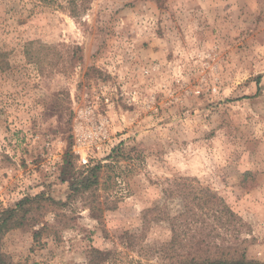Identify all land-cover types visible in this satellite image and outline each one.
I'll list each match as a JSON object with an SVG mask.
<instances>
[{
    "label": "rangeland",
    "instance_id": "374dc122",
    "mask_svg": "<svg viewBox=\"0 0 264 264\" xmlns=\"http://www.w3.org/2000/svg\"><path fill=\"white\" fill-rule=\"evenodd\" d=\"M75 1L0 0V216L66 201L69 150L79 168L120 143L127 157L96 192L5 232L10 264L166 262L156 218L183 200L167 179L223 198L264 262V0Z\"/></svg>",
    "mask_w": 264,
    "mask_h": 264
},
{
    "label": "trees",
    "instance_id": "16d2710c",
    "mask_svg": "<svg viewBox=\"0 0 264 264\" xmlns=\"http://www.w3.org/2000/svg\"><path fill=\"white\" fill-rule=\"evenodd\" d=\"M76 2L78 3V0ZM127 149L124 143H120L105 158L108 162L98 160L80 168L75 166L69 150L65 155L62 170L63 180L70 181V193L66 201L74 200L78 195L96 192L105 174L113 172L119 160L127 157ZM166 181L169 184L163 192L169 197L179 195L183 198L182 207L177 214L168 213L165 218H156L167 219L171 226V240L161 248L165 254L169 252L171 256L167 257L168 260L163 263L142 264H264L262 261L250 259L245 248H241V244L245 241L241 239V235L245 231H250V226L231 209L223 198L210 189L194 186L184 179H167ZM44 201H48L49 204L58 203L61 206L67 204L66 201L39 195L23 198L15 207L6 208L2 212L0 241L5 232L37 220L35 216L45 207ZM90 209L103 211V207L100 206L97 208L93 206ZM32 211L34 214L31 216ZM147 212L158 215L162 214V209L157 205L151 211L145 210L144 218ZM96 218L99 222L102 221V215L98 214ZM39 233L36 232L35 237ZM0 264H10L7 255L1 250Z\"/></svg>",
    "mask_w": 264,
    "mask_h": 264
}]
</instances>
